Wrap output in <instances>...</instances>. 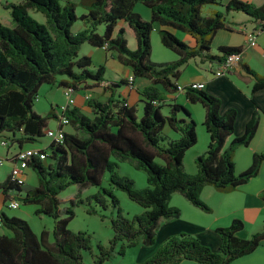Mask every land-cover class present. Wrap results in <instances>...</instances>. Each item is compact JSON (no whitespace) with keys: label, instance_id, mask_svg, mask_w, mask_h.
Listing matches in <instances>:
<instances>
[{"label":"trees","instance_id":"obj_1","mask_svg":"<svg viewBox=\"0 0 264 264\" xmlns=\"http://www.w3.org/2000/svg\"><path fill=\"white\" fill-rule=\"evenodd\" d=\"M137 4L150 11L149 21L133 11ZM77 6L85 13L77 16ZM207 6L242 13L253 19L257 31H264V3L256 7L241 0H230L224 5L217 0H80L78 4L70 0H23L20 4H2L11 19L10 26L0 24V137L6 144L16 133L21 134L18 142L34 143L45 136L50 119H60L61 113L53 106L44 116L34 111L42 85L56 84L75 91L88 81L96 84L104 81L105 66L91 71L90 58L79 55L84 43L115 53L117 60L131 71L130 85L135 79L146 80L148 85L139 92L140 116L135 107L116 97L115 89L127 82L119 80L104 85L110 95L104 103L88 100L91 115L76 108L63 113L75 133H64L62 143L50 141L41 150L48 153L46 159L36 157L28 162V168L36 175L35 188L24 191L23 185L10 181L9 177L0 184L3 194L15 191L14 197L7 199V208L11 200L35 205L34 215L54 221L50 242L46 231L36 236L26 221L1 212L0 264H84L85 254L91 256V264H104L113 257L119 243L116 255L120 256L126 247L138 243L149 247L155 243L162 220L180 216L177 208L169 206L172 194L179 193L191 205L210 212L200 199L204 187L226 194L258 174L264 150L254 154L251 165L239 174L235 171L234 155L236 149L248 146L253 139L259 109L255 108L243 135L227 143L233 135L236 111L229 109L220 114L218 98L188 86L183 91L187 100L205 110L203 126L209 143L206 151L195 159V174H188L183 168L186 151L197 141L195 123L185 107L173 101L167 103L164 95L178 92L180 68L189 60L198 58L201 63L221 65L228 54L240 52L239 48L220 47V56L209 53L215 33L227 26L223 12L215 10L205 15ZM32 13L40 15L43 21ZM77 21L84 28L75 33L72 28ZM120 22L131 29L136 49L127 46L124 29L118 28ZM156 25L162 28L157 31L161 45L174 52L177 60L151 63L150 35ZM100 26L104 27L103 33ZM174 32L190 36L195 46L190 47ZM243 69L253 79L252 91L264 88V75L247 66ZM61 77L65 79L59 80ZM164 106H168L167 115L162 112ZM122 161L146 173V187L135 189L130 178L118 175V162ZM105 174L107 187H102ZM71 185L80 190L93 186L98 191L85 200L78 197L70 200L62 217L58 196ZM116 190L124 192L145 211L132 219L123 217ZM83 203L90 207L87 210L90 214L97 213L94 207L116 210L110 219L113 237L109 246L98 244L95 255L89 235L67 228L74 217V208ZM242 228L238 219L227 227L216 228L220 238L216 251L196 236L181 232L168 237L151 257L136 264H179L182 260L229 264L252 253L264 240V228L249 239L238 238L236 234Z\"/></svg>","mask_w":264,"mask_h":264},{"label":"crops","instance_id":"obj_2","mask_svg":"<svg viewBox=\"0 0 264 264\" xmlns=\"http://www.w3.org/2000/svg\"><path fill=\"white\" fill-rule=\"evenodd\" d=\"M70 1L78 4L80 0ZM217 1L224 5L230 0ZM241 1L251 3L256 7H259L264 3V0ZM22 2L23 0H5V4H20ZM0 6H2V4H0ZM206 8L208 9L206 15L211 14L215 10L223 12L225 15V23L227 26L225 29H220L215 33L210 45L209 53L211 55L220 56L221 54L218 52V49L220 47L239 48L241 61L236 66H234V68L226 76L216 77L214 76V71L219 66L218 64H211L208 62L201 63L198 58L191 59L187 62V64L191 61L196 65V67L194 66V68L191 69L190 76H186L184 78L181 77L182 70L180 68V75L178 80L176 81V84L178 86H186L190 83H203V90L220 100V114L225 113L229 109H233L236 111L237 116L235 119L233 135L227 141V143H229L233 138H237L243 135L245 126L251 119L255 108L259 109V121L253 139L248 146L239 147L235 151V171L237 174H239L245 171L251 165L254 154L260 153L264 150V88L258 91H252L253 79L243 69V66H247L254 72L260 75H264V31H257L255 28L256 23L253 21V19L242 13L234 11L225 12L222 7L218 6H209ZM83 13H85V11ZM83 13H80V15H82ZM10 25L11 22L6 26ZM83 28L84 27L81 26V29L78 28V31L82 30ZM118 28L124 29V36L127 42V46L131 50L136 49L137 42L133 36L131 29L127 27L123 22H120L118 24ZM117 29L115 30V33ZM160 29L162 28L158 25L155 26L156 31ZM247 32L256 33L255 45L252 47L248 45L246 39ZM174 33L179 39L186 42L190 47L195 46V42L190 36L180 32ZM127 36H130L131 38L130 42L133 46L132 48L130 47V42ZM90 50L91 51L88 55H82L89 57L91 60L92 65L89 70L94 71L97 66L103 65V62L108 64L109 67H105L103 82L96 84L94 82L88 81L80 85L78 89L74 91L73 97L75 103L72 108L78 109L81 113H83L84 109L88 108V110H90V108L87 107V102L88 100H90L87 92L93 89L99 90L101 89V87L104 92V100L98 101L104 103L110 95L108 91L104 90V85L108 84L109 82H118V80H123L127 82V84L115 89L116 97L124 99L128 106H133L136 108L137 112H140V101L142 97L139 92L148 85L147 81L143 79H135L133 80L132 85H130L128 83V80L130 77H132L131 71L117 60V56L115 53L107 52L104 48L97 47H92L90 48ZM95 51H98V54H100L98 57V61H96L97 64L96 62L94 63L92 61L93 56L96 54L94 53ZM108 68L115 71V74L113 75L115 79L111 81H108V79H106V72ZM63 79L65 78H59V80ZM48 86L49 88L45 93L46 96L50 98L49 100H51L49 101V106H53L58 110L60 106L66 103V98L61 103H55L54 101H52L50 95L53 88L61 89V94H63V88L58 87L56 84ZM89 86H95V88L92 87V89H88L87 87ZM42 87L43 85L39 88V90H41ZM86 96L88 97V100H85ZM164 96L166 102L173 101L185 107L190 113L191 118L196 122L197 141L195 145L191 147V161L193 160V163L195 165V159L206 151L209 143V136L203 126L205 110L202 106H199L198 103L193 104L189 102L185 97L184 92L165 93ZM180 98H182L183 102H179ZM194 112L198 114L199 120H196L194 118ZM46 113L44 115H46ZM37 114L40 116H44L39 113ZM58 127L63 129V131L67 134L75 133L70 125H57V128ZM168 134L170 135V133ZM2 135L4 136V134ZM11 136L12 139L9 140L8 144L5 146V151L0 154V158L5 159L4 163L7 166V171L3 172V177L0 176V184L7 181L9 173L15 165L14 157L18 152L31 148L45 149L43 148V146H41V140H38L34 143L24 141L18 142L21 138L20 133H16L15 135ZM171 136L175 138L173 134H171ZM0 140L3 141V138L1 139L0 137ZM194 165H191V174H195L197 172L196 165ZM23 177L24 185L21 188L22 190L28 191L37 186L36 175L31 168H28L27 171L23 172ZM14 193L15 191L11 190L6 191L5 194L1 193L0 191V213L4 212L5 206L7 207V199H12L14 197ZM262 196H264V161L261 163L258 174L255 177L251 178L247 183L239 186L233 192L222 194L216 192L212 187H204L200 194V199L210 208V212L205 213L214 215V218L212 220V223L207 227L197 226L194 222L191 221V234H194L198 239L201 240V242L209 245L214 251H216L220 244V238L215 233V229L219 227H227L234 219H238L243 223V228L239 232H237L236 236L240 239H249L253 234L262 231L264 228V201L262 200ZM35 209L36 206L34 210ZM178 219L179 217L175 220H169L172 222H168V225L165 228L167 231L163 232V238H166L171 233L173 234L175 232H179L187 227L186 225L183 226V224H180L182 220L179 221ZM177 223H179L180 226L177 227V225H179ZM179 264L198 263L189 260H182ZM229 264H264V240L261 241L260 245L252 253L237 258Z\"/></svg>","mask_w":264,"mask_h":264},{"label":"rangeland","instance_id":"obj_3","mask_svg":"<svg viewBox=\"0 0 264 264\" xmlns=\"http://www.w3.org/2000/svg\"><path fill=\"white\" fill-rule=\"evenodd\" d=\"M209 7V6H207ZM133 11L140 15V17L145 20L149 21L150 19V11L144 7L141 4L135 5L133 8ZM208 9H204V14L206 15ZM84 10L82 7L77 6L76 7V14L80 15V13H83ZM33 17H35L38 21H43L41 16L38 14L32 13ZM11 22L9 12L6 11L2 6H0V24L2 25H7ZM82 23L80 21H77L74 24V27L72 28L73 32H77L78 28L81 29ZM101 33L104 31V27L100 26L98 27ZM129 39V42L131 40L130 36H127ZM150 45H151V53H150V61L151 63L154 64H160V63H169L173 62L176 59H178L177 55L170 51L169 49L164 48L160 41H159V35L156 30H153L150 35ZM130 47L132 48V44L130 42ZM90 47L87 43H84L82 47L79 50V55H88L90 50ZM96 53L92 61L95 63L98 61V57L100 54H98V51H95ZM97 64V62H96ZM105 67L109 65L106 63H102ZM196 67L194 63L191 61L181 67L182 70V75L181 77H186L191 75V69ZM115 74V71L113 69L108 68L106 72V79L108 81H111L115 79L113 75ZM119 81V80H118ZM93 86L87 87L88 89H92ZM49 86L48 85H43L41 90L38 92V96L36 101L34 102L33 109L41 114L44 115L48 110H49V100L46 96L47 90ZM95 88V86L93 87ZM85 90V89H82ZM88 96L90 100H104V92L101 87V89L96 90H89ZM79 95V93H78ZM52 101L55 103H61L65 99L64 94H61V89L59 88H53L51 91L50 95ZM179 102H183L182 98H180ZM168 103V102H167ZM199 106H201L199 104ZM88 107V106H87ZM163 114L167 115L169 113L168 106H164L162 109ZM83 113L85 115H91V111L87 109L83 110ZM59 116V114H57ZM138 116L141 115L139 112L137 114ZM194 118L196 120H199V116L196 112H194ZM193 120V119H192ZM195 123V131H196V122L193 120ZM198 122V121H197ZM58 125V120L57 119H50L48 122L47 127L44 130V133L46 130H55ZM175 136V134L173 135ZM176 137V136H175ZM41 140V146L43 148L47 147L48 142H50V139L46 136H43L40 138ZM5 151V146L2 145L1 140H0V154H2ZM119 168L117 170L118 175L120 176H126L130 178L134 182V187L135 189H143L146 187V173L142 170H137L135 169L129 162L127 161H122L118 162ZM191 165H194L193 160L191 161V148L188 149L184 155L183 158V168L186 173L191 174ZM195 166V165H194ZM28 170V169H27ZM25 170V171H27ZM0 176L3 177L5 171H7V166L5 163L0 165ZM102 187H107V174L103 177L102 180ZM98 191L97 187H87L83 190H80L78 186L76 185H71L66 190L62 191L58 198L60 200V205L59 209L61 211L62 217H64V210L70 205V200H74L76 197H78L81 200H85L86 197H89L91 195L96 194ZM118 201H119V208L121 211V214L123 217L127 219H132L134 216L141 215L145 209H143L141 206L136 204L135 202L131 201L127 195L119 190L114 191ZM94 206L93 204H91ZM169 206L175 207L180 211V216H179V221L182 220L180 224L186 225L183 230H181L184 233L190 234L195 237L194 234H191V221L194 222L197 226H202V227H207L212 223V220L214 218V215H211L209 213H205V211H202L198 209L197 207L191 205L181 194L179 193H174L171 195V199L169 201ZM35 206L34 205H24L20 203V206L18 209H9L5 206L4 212L8 216H15L18 218L23 219L24 221L27 222L29 225L31 231L36 235L39 236L42 231H46L48 233V239L50 242H52V229H53V219L47 216H36L33 213ZM97 210L96 214H90L88 213V209L90 207L86 204L83 203L81 205H77V207L74 208V217L73 219L68 223L67 228L72 231V232H83L87 235L90 236L91 240V247H92V253L95 255L97 253V245L100 244L104 248H108L109 246V241L113 237V232L111 229L110 225V219L113 218L116 214V210L112 209L109 207L107 210H101L98 207H94ZM101 215H104V218L101 217ZM170 220H175V219H170ZM168 222H172L169 220H162L161 226L158 228L157 235H156V241L152 246L149 247H144L141 243L136 244L133 247H126L124 250V254L122 256L116 255L117 252H119L121 244H117L114 248V255L110 260H107L104 264H136L145 261L149 257H151L157 250L159 246H161L164 241L173 235L181 233L175 232L171 233L168 235L166 238H163V232H166L167 230L165 229L166 226L168 225ZM185 223V224H184ZM179 224V223H177ZM176 224V225H177ZM177 225L178 226H180ZM175 227V226H174ZM152 251V252H151ZM92 259L91 256L88 254L84 255V264H91Z\"/></svg>","mask_w":264,"mask_h":264},{"label":"built area","instance_id":"obj_4","mask_svg":"<svg viewBox=\"0 0 264 264\" xmlns=\"http://www.w3.org/2000/svg\"><path fill=\"white\" fill-rule=\"evenodd\" d=\"M0 4H5V0H0ZM246 39L248 42L249 46H254L255 45V40H256V33L254 32H247L246 34ZM241 61V57L239 53H231L228 54L223 61L221 65L217 67V69L214 71V76L216 77H223L226 76L233 68L236 66L239 62ZM132 80V77L129 78V82ZM186 86L192 88V89H202L204 88L203 83H190L187 84ZM186 86H178V92H183L184 88ZM63 94L66 98V103L62 106L59 107L58 111L61 113L58 125L59 126H67L68 122L66 120V117L63 116V113L69 109H71L74 106L75 100L73 97L74 90L65 87L63 88ZM85 100H88V97H85ZM64 131L60 127L56 128L55 130H46L45 136L50 139V141L54 143H62L64 139ZM3 146H6L5 141H1ZM40 148H31V149H26L18 152L14 158L15 165L11 169L9 173V179L10 181L18 184V185H24V177H23V172L28 169V162L31 160V158H39L40 160L46 159L48 156V153L42 152ZM5 162L4 158H0V165H2ZM20 206L19 202L16 200H11L8 203V207L10 209H18Z\"/></svg>","mask_w":264,"mask_h":264}]
</instances>
